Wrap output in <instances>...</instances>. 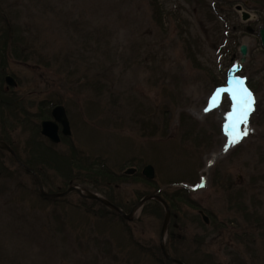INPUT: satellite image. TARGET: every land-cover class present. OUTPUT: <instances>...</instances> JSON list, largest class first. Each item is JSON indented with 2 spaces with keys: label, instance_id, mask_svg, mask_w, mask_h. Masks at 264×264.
Masks as SVG:
<instances>
[{
  "label": "rangeland",
  "instance_id": "rangeland-1",
  "mask_svg": "<svg viewBox=\"0 0 264 264\" xmlns=\"http://www.w3.org/2000/svg\"><path fill=\"white\" fill-rule=\"evenodd\" d=\"M263 24L264 0H0V29L12 33L2 71L18 82L2 88L29 112L1 105L0 131L25 158L35 115L63 104L72 136L56 149L73 143L81 158L105 162L120 178L104 194L127 212L159 191L175 200L170 253L187 264H264ZM231 80L255 88V110L235 128L236 101L213 89ZM149 163L153 180L124 173ZM0 165V264H170L155 202L128 221L76 191L44 200L7 151ZM65 173L50 170L47 189L65 188ZM90 185L78 188L99 192Z\"/></svg>",
  "mask_w": 264,
  "mask_h": 264
},
{
  "label": "trees",
  "instance_id": "trees-1",
  "mask_svg": "<svg viewBox=\"0 0 264 264\" xmlns=\"http://www.w3.org/2000/svg\"><path fill=\"white\" fill-rule=\"evenodd\" d=\"M156 15L162 16L163 15L162 10L157 9ZM0 30L2 31V34L0 35V40L3 37L6 40V42L0 43V65H2L0 67V106L2 105L3 108H7L8 109L7 111L12 112L13 115H14V113H16L18 116L19 110L24 111L28 115L29 112H27L26 110H24L23 108H21L19 106V100H14L13 97H11V95L9 96L7 94L9 92H7L6 90H4L2 88L3 77H4V72H3L4 67L3 66H5V64L7 63V47L9 45V42H12V41L7 42V41L11 38L12 33H11V30L9 28L6 30H4V29L3 30L0 29ZM35 116H37V118H39V120L49 118L50 117V111L49 110H47L46 112L41 111V113H38V115H35ZM1 120H2V122L5 121L4 119H1ZM33 134H34V136L31 138L30 141L29 140L27 141V144L24 147V151L28 155V156H25V158H23L22 154H20V150H19L20 147L15 146L13 144V142L10 139V136L6 132L0 131V139L4 140L10 144L13 147V149L16 151V153L19 155L21 160L25 164L32 167L41 176L44 183L48 182V172L50 170H56V171H61V170L64 171L65 170L66 173H65L63 178L66 181L63 182L65 185V188H63V190L67 189V187L70 184L79 183V184H83L86 186L91 184L90 185L91 188H95L94 190L97 189L99 192L103 193L102 192L103 187L107 188V187L111 186L112 184H115L117 182V179L120 178L119 176H116L108 168V166L106 165L105 162L97 164V166H96L95 162L92 161L91 159L85 160V159L81 158L79 153H78L77 148L75 147V145L73 143H71V148H70L69 152H60L58 149H56V146L54 144L49 143V142L45 143V142L39 140V137H40L39 125H37L36 131L33 132ZM77 169H78V173L75 174ZM4 170H5V167L0 165V172L4 171ZM24 172L28 174V172L26 170ZM28 175H30V173ZM138 176L141 177V175H138ZM182 191L184 192V190H182ZM104 195L114 204L124 208L123 204L119 203L114 196L109 195V194H104ZM43 199L48 200L45 198H43ZM168 199L170 201L169 205H170V208L172 210L173 220L175 219V222H173L174 224L172 226L173 231H175L176 230L175 225H177L176 220H179L178 219V212L174 211V210H176L175 209L176 203H174L175 200L173 201L171 198H168ZM82 201H89V200L82 199ZM91 202L94 204H100L101 205V203H99L95 200H91ZM152 202H155L157 204V207H158V209H155L156 215L160 219H163L164 213L160 212L161 209H163L162 205L156 201H152ZM192 205H193V207H197L193 203H192ZM102 206H103V213H102L103 215L106 213H110L112 215H117L114 211H112L111 209H109L105 205H102ZM145 207H146V205H145ZM145 207H144V209H145ZM173 234H174V232L171 233L172 237H173Z\"/></svg>",
  "mask_w": 264,
  "mask_h": 264
},
{
  "label": "water",
  "instance_id": "water-1",
  "mask_svg": "<svg viewBox=\"0 0 264 264\" xmlns=\"http://www.w3.org/2000/svg\"><path fill=\"white\" fill-rule=\"evenodd\" d=\"M238 9L241 10V7L238 6ZM249 18H250V14L247 13V12H243V19L244 20H247ZM259 35H260L261 40H262V43L264 45V27L260 28ZM240 51H241V54H242V61L244 62L245 61V58H246V55H247V52H248V47L243 44L240 47ZM6 82L9 85H11V86H16L17 85L16 81L11 76L6 77ZM52 115L54 117V120H45V121L42 122V124H41V133L44 136H46L47 138H49L51 141H53L55 143H58V142H60L59 123L62 124V126H63L62 132L66 136L67 135H71L70 124H69V120H68V117H67V114H66L65 107L63 105H59V106L55 107L54 110H53V112H52ZM0 147L3 148V149H5V150H8L18 160L15 152L11 149V147L7 143H5L3 141H0ZM23 166L26 169H28L29 171H31L35 175V177L37 179V182H38V185H39V188L41 190V193L44 196L51 197V198H57V197H60V196H65V195L69 194L73 190H79L76 187H71L68 191H66L64 193H53V194L47 193L45 191V189H44V185H43V182H42L41 178L33 170H31L30 168H28L25 165H23ZM135 170L136 169H133L132 168V169L127 170L126 173L127 174H133V173H135ZM143 174L148 179H153L155 177V169H154V167L152 165H147L144 168V170H143ZM80 194L83 195V196H88L90 198H93V199H97L99 201H102L106 205L112 207L116 211H118L121 214H123L124 217L127 218V219H131V217L133 216L134 212H136L137 210L141 209L143 207V205L147 201L152 200V199H156V200L160 201L164 205L165 210H166L165 218H164V222H163V227H162V237H161V248H162V251H163L164 255L168 259H170L171 261H173V262H175L177 264H184V263H182L179 260L173 259L168 254V252H167V250L165 248L164 233H165V231H166V229L168 227V223H169V220L171 218V210L169 208L168 203L164 199H162L160 196H158V195H149V196L143 198L138 204H136L134 206V208H133V210H132V212L130 214H126L123 210H121L120 208H118L115 205L111 204L109 201H107L106 199L100 197L97 194H94V193L93 194H83L82 192H80ZM202 214L204 215L203 212H202ZM204 218H205L206 222L209 221V219L205 215H204Z\"/></svg>",
  "mask_w": 264,
  "mask_h": 264
},
{
  "label": "snow or ice",
  "instance_id": "snow-or-ice-1",
  "mask_svg": "<svg viewBox=\"0 0 264 264\" xmlns=\"http://www.w3.org/2000/svg\"><path fill=\"white\" fill-rule=\"evenodd\" d=\"M237 85H239V81H237ZM219 91L230 92L233 100L236 101L234 105L235 122L244 123L245 118L250 117L251 113L255 110V97L247 88H240L237 86L229 89H220ZM233 128H235V123L233 124ZM247 134L246 130L238 133L237 138L231 141L232 145L234 146L236 143H239Z\"/></svg>",
  "mask_w": 264,
  "mask_h": 264
},
{
  "label": "bare ground",
  "instance_id": "bare-ground-1",
  "mask_svg": "<svg viewBox=\"0 0 264 264\" xmlns=\"http://www.w3.org/2000/svg\"><path fill=\"white\" fill-rule=\"evenodd\" d=\"M237 123L235 122V111L233 112V115L231 117V124Z\"/></svg>",
  "mask_w": 264,
  "mask_h": 264
}]
</instances>
